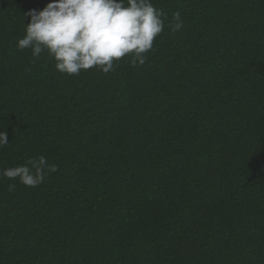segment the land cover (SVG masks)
<instances>
[{
    "label": "trees",
    "instance_id": "trees-1",
    "mask_svg": "<svg viewBox=\"0 0 264 264\" xmlns=\"http://www.w3.org/2000/svg\"><path fill=\"white\" fill-rule=\"evenodd\" d=\"M51 2L0 0V171L57 168L0 177V264H264V0H152L145 63L79 76L17 49Z\"/></svg>",
    "mask_w": 264,
    "mask_h": 264
},
{
    "label": "clouds",
    "instance_id": "clouds-1",
    "mask_svg": "<svg viewBox=\"0 0 264 264\" xmlns=\"http://www.w3.org/2000/svg\"><path fill=\"white\" fill-rule=\"evenodd\" d=\"M30 22L17 49H31L32 57L47 52L61 74L79 76L95 68L108 74L115 62L128 57L131 65H143L155 39L165 30L167 13L152 0H52L36 12L26 14ZM168 27L172 32L184 27L179 11L172 14ZM0 131V147L8 145ZM46 170L55 172L45 156L0 171V177L36 188L46 179ZM16 187L10 184L9 189Z\"/></svg>",
    "mask_w": 264,
    "mask_h": 264
}]
</instances>
